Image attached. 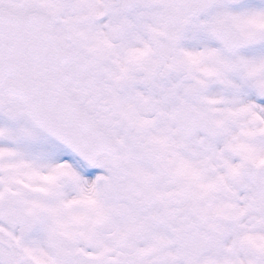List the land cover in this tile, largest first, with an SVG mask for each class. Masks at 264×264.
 <instances>
[{"label":"snow or ice","instance_id":"6c2138e0","mask_svg":"<svg viewBox=\"0 0 264 264\" xmlns=\"http://www.w3.org/2000/svg\"><path fill=\"white\" fill-rule=\"evenodd\" d=\"M0 264H264V0H0Z\"/></svg>","mask_w":264,"mask_h":264}]
</instances>
